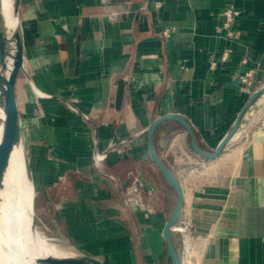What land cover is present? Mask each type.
<instances>
[{"label": "crops", "instance_id": "crops-1", "mask_svg": "<svg viewBox=\"0 0 264 264\" xmlns=\"http://www.w3.org/2000/svg\"><path fill=\"white\" fill-rule=\"evenodd\" d=\"M22 3L35 19L24 37L31 101L23 106L17 88L16 95L36 215L79 254L106 264H168L157 232L161 214L149 219L126 204L128 172L147 179L144 131L170 113L190 123L205 152H215L264 86V0ZM230 7L240 13L232 38L221 30V13ZM249 70L253 87L240 81ZM263 101L260 95L245 112L220 156L204 160L202 178L184 174L186 161L203 159L184 128L167 121L156 131L157 153L184 188L180 221L202 236L200 264H264ZM24 155L21 147L31 210Z\"/></svg>", "mask_w": 264, "mask_h": 264}, {"label": "water", "instance_id": "water-1", "mask_svg": "<svg viewBox=\"0 0 264 264\" xmlns=\"http://www.w3.org/2000/svg\"><path fill=\"white\" fill-rule=\"evenodd\" d=\"M20 6H21V0H15L14 13L17 18H19ZM5 32L6 30L3 21L0 18V88L2 87L1 86L2 83L5 85L4 88L2 89L3 100L0 103L4 112L2 138L0 141V184L3 179L4 172L6 170V167L8 165L10 156L14 148L16 147L17 144L21 143L23 145L26 154V162H25L26 175L31 192L32 216L29 215L30 228L33 232L34 235L33 238L36 241V245L39 248H44L41 235L39 234L40 231L38 230V227L36 225V213H35L36 189L30 168V162H29L27 150L21 133L20 114H19L18 101L16 95L17 82L20 73L21 72L26 73L24 67V37L22 35V30L21 33L20 32L17 33L18 43L15 54V61H14L13 69L8 79H6L1 73L5 69V59L10 49L9 41L5 37ZM33 88L39 97H44V95L40 94V91L37 88H35L34 86ZM262 94H264V86L253 92L246 106L238 114L232 129L221 140L215 152L213 153L205 152L198 145L192 126L182 115L178 113H170L165 116H161L157 118L144 131L147 134V148L150 159L155 164L162 179L173 190L175 195L174 207L170 215L168 216V219L162 231V237L166 243V255H167L168 264H182L183 261V247L181 244L178 245L177 240L179 233L176 230V227L178 226L181 219L182 208L185 202V192L177 174L157 153L155 147V136L158 127L162 123L167 121H175L179 123L184 128L189 138L188 143L192 151L197 156L203 159L214 160L220 156L224 146L231 140V138L237 132L245 112L254 105L258 97ZM38 264H106V263L96 257L88 256L85 254H78L69 257L47 256L40 258L38 260Z\"/></svg>", "mask_w": 264, "mask_h": 264}, {"label": "bare ground", "instance_id": "bare-ground-1", "mask_svg": "<svg viewBox=\"0 0 264 264\" xmlns=\"http://www.w3.org/2000/svg\"><path fill=\"white\" fill-rule=\"evenodd\" d=\"M15 0H0V18L5 27V37L9 41V52L5 59V69L1 73L8 79L14 65L17 50V33H21L19 18L14 13ZM25 56V55H24ZM0 88V103L3 100ZM40 94L44 95L40 92ZM4 122V112L0 104V141ZM23 145L14 148L3 179L0 184V264H38V260L47 256L69 257L74 254L51 243L41 233L44 248H39L30 228V214L23 201L20 150ZM24 150V148H23ZM25 154V150H24ZM25 162H26V154Z\"/></svg>", "mask_w": 264, "mask_h": 264}, {"label": "built area", "instance_id": "built-area-1", "mask_svg": "<svg viewBox=\"0 0 264 264\" xmlns=\"http://www.w3.org/2000/svg\"><path fill=\"white\" fill-rule=\"evenodd\" d=\"M239 11L230 7L225 9L221 13V30H223L227 37L232 38L234 36L233 27L239 17ZM115 15V14H114ZM167 34V32H166ZM222 60H227V54L222 57ZM215 65V64H214ZM255 71L249 70L240 76V81L247 87L254 86ZM264 96V94H262ZM261 95V96H262ZM258 125L264 124V101L260 106V116L257 122ZM106 155L96 154L95 160L97 162L104 161ZM204 160L202 161H186L187 169L183 170L187 176H194L195 178L204 177ZM128 184L124 190V196L126 204L134 210L140 211L145 215L152 213L151 200L154 197L156 188L152 186L145 176L137 171L130 170L128 172ZM176 230L182 239L181 245L183 247V261L182 264H200L203 256L202 252L197 248L199 242H201L202 236L193 228L191 222L188 219H182Z\"/></svg>", "mask_w": 264, "mask_h": 264}, {"label": "rangeland", "instance_id": "rangeland-1", "mask_svg": "<svg viewBox=\"0 0 264 264\" xmlns=\"http://www.w3.org/2000/svg\"><path fill=\"white\" fill-rule=\"evenodd\" d=\"M28 11L25 8V5H23V3L20 6V11H19V21H20V26H22V35L23 37H25L26 33V27L29 26V22H32L33 17L30 16V14L27 13ZM36 46H40V42H36ZM17 92L19 95V99L20 102L23 106L28 105L31 101L30 97L32 95L29 85H28V81L27 78L25 76L24 72L20 73L18 82H17ZM38 98H40L39 96H37ZM145 175L147 177V179L156 186V191H155V197L152 198L151 200V205H152V213H150L149 215H147V218L152 219V217L158 213L161 214L162 217V222L158 228V234L160 236H162V231L165 225V222L168 219V216L170 215L173 207H174V202H175V195L173 190L167 185V183H165L161 177V175L159 174V171L157 170L155 164L153 163V161H151V164L149 166L146 167V171H145ZM22 192V196H23V201L24 204L27 208L28 213L30 214V196L28 191L26 190V194ZM36 213V212H35ZM36 225L38 227V230L40 231V233L46 238L48 239L51 243L57 245L58 247L62 248L63 250L69 251L71 253H73L74 255H78L79 253L72 248L71 246H69L68 244L61 242L60 240H58L54 234L52 233L51 228L45 223V221H43L40 217H38L36 215ZM179 240H177L178 245L181 244L182 239L179 236ZM164 250H166V243L164 241ZM162 262L164 261H159L158 264H162Z\"/></svg>", "mask_w": 264, "mask_h": 264}, {"label": "trees", "instance_id": "trees-1", "mask_svg": "<svg viewBox=\"0 0 264 264\" xmlns=\"http://www.w3.org/2000/svg\"><path fill=\"white\" fill-rule=\"evenodd\" d=\"M164 181V180H163ZM165 182V181H164ZM166 183V182H165Z\"/></svg>", "mask_w": 264, "mask_h": 264}]
</instances>
